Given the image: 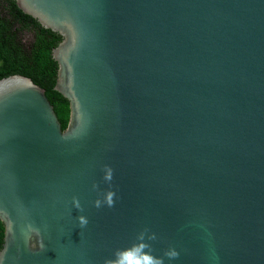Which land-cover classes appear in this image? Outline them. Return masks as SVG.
I'll use <instances>...</instances> for the list:
<instances>
[{"label":"water","instance_id":"water-1","mask_svg":"<svg viewBox=\"0 0 264 264\" xmlns=\"http://www.w3.org/2000/svg\"><path fill=\"white\" fill-rule=\"evenodd\" d=\"M15 1L71 112L0 80V264H264V0Z\"/></svg>","mask_w":264,"mask_h":264},{"label":"trees","instance_id":"trees-1","mask_svg":"<svg viewBox=\"0 0 264 264\" xmlns=\"http://www.w3.org/2000/svg\"><path fill=\"white\" fill-rule=\"evenodd\" d=\"M61 41L60 34L41 26L15 0H0V80L12 75L30 78L45 90L65 130L70 119V103L55 90L59 66L52 55ZM4 235L5 226L0 220V249Z\"/></svg>","mask_w":264,"mask_h":264},{"label":"clouds","instance_id":"clouds-1","mask_svg":"<svg viewBox=\"0 0 264 264\" xmlns=\"http://www.w3.org/2000/svg\"><path fill=\"white\" fill-rule=\"evenodd\" d=\"M104 172H105V175L103 176V180L105 182L110 183L113 178V170L110 167L105 166ZM93 187L95 188L97 186L94 185ZM115 195L116 193L114 191H111V190L107 191L104 194L103 200L97 199L94 201V207L98 209L105 205L109 208L113 207ZM73 203L79 211L81 212L83 211L82 207L79 204V201L75 197L73 198ZM77 219H78L80 228H84L87 226L88 220L86 219V217L79 216ZM137 239L138 241H140V243L133 245V248L138 250V253H139V258L137 259L136 264H163V260L157 259L145 251V249H148L150 246L143 242L145 240L144 233H141L137 237ZM148 239H155V236L154 235L150 236L148 237ZM128 251L129 250H119V249L116 250L113 253L112 258L106 259L104 261V264H129V261L127 260ZM165 255L169 259L178 258V253L175 251L166 252Z\"/></svg>","mask_w":264,"mask_h":264}]
</instances>
